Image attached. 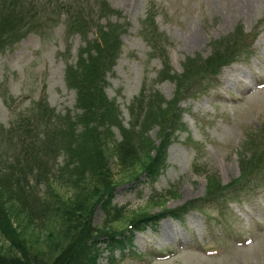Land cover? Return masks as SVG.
Segmentation results:
<instances>
[{
  "label": "rangeland",
  "instance_id": "obj_1",
  "mask_svg": "<svg viewBox=\"0 0 264 264\" xmlns=\"http://www.w3.org/2000/svg\"><path fill=\"white\" fill-rule=\"evenodd\" d=\"M1 2L0 17L7 27L4 36L0 34V183L3 179L17 181L20 187L26 183L36 194L35 201L47 187L62 204L73 201L66 178L58 176L63 156L55 151L60 143L57 138L45 139L43 129L50 132L45 121L31 122L39 102L44 101L53 115L74 107V92L65 88L63 68L75 62L78 19L88 25L89 39L95 38L97 27L121 28V46L117 58L108 63L110 68L105 64L102 90L116 102L124 122L130 103L140 102L142 117L148 109H164L175 98L170 78L182 75L185 65L193 66L182 85L187 86L188 97L175 106L173 118L179 121L164 148L165 168L156 182L148 185L137 170L135 179L126 176L109 157L107 165L117 184L111 205L120 209L111 230L121 229L144 210L149 216L158 214L163 201L169 210L188 202L197 207L181 221L164 218L153 227L133 231L128 236L130 249L123 254L116 249L109 253L100 241L94 264H264V0H244L249 6L244 12L233 0ZM97 2L106 5L109 15L98 13ZM85 12L87 17L77 18ZM165 66L166 74H159ZM205 72L213 73L205 74L209 78L200 85ZM145 131L141 138L140 132L133 136L140 143L138 153L146 144L161 143L156 126ZM113 133L117 141L118 134ZM41 148L55 151L40 158L35 152ZM249 162L244 185L203 203L208 179L226 187ZM39 165L47 170L43 180L35 181L32 173ZM26 202L30 206L21 211L36 207L38 213L30 198ZM94 210L91 224L99 227L102 210ZM37 219L33 227L23 225L18 232L23 246L41 247L35 253L30 250L31 256L40 258L41 252L46 255L57 248V229L54 222ZM8 248L0 236V253H10ZM127 251L140 254L142 263L130 254L124 256ZM13 254L18 257L15 250Z\"/></svg>",
  "mask_w": 264,
  "mask_h": 264
},
{
  "label": "trees",
  "instance_id": "obj_2",
  "mask_svg": "<svg viewBox=\"0 0 264 264\" xmlns=\"http://www.w3.org/2000/svg\"><path fill=\"white\" fill-rule=\"evenodd\" d=\"M0 3H2L1 0ZM94 4L97 6L98 13L109 15L106 5L101 2ZM2 8L3 6L0 7ZM79 17H87L86 12L79 14L77 18ZM78 21L75 33L79 37V46L74 55L75 62L73 65L64 64L63 68L65 88L74 92V107L72 111L53 115L52 111L47 109L46 103L41 100L42 103L39 102L36 105V119L31 122V125H34L42 120L45 121L50 128L47 134L44 133V129L42 131L43 136H46L45 139L49 141L57 138L60 143L56 151L55 148L50 151L41 148L35 154L41 158L45 153L62 152L63 163L58 167V176L66 178V182L72 189L70 197L73 201L62 204L59 195L48 187L41 198L35 201L36 194L26 186V183L20 187L17 181L3 179L0 183V236L8 242L10 253H0V264H94L98 254L97 243L100 241L105 244L109 253H113L112 251L116 249L123 254L124 249H130L128 236L133 231L142 230L145 226L153 227L164 218L181 221L186 212L197 207L196 203L188 202L169 210L165 208V201H163L158 214L149 216V211L144 210L132 216L121 229L111 230L110 224L120 217V209L111 205L117 184L111 178L113 176L107 165L108 159L112 155L122 173L128 177L135 179L136 174L133 172L137 170L145 176L148 185L152 186L156 182L165 168L164 148L170 142L169 136L173 126L179 121L178 118L174 119L175 106L177 101L188 97V88L184 85V89L182 85L188 80V74L192 72L193 65L190 63L185 65L182 75L170 78L175 86V98L169 104L165 103L164 109H148L142 117L140 111L143 107H140V102L130 103V106L126 107L129 117L127 122H124L116 102L107 99L102 90L103 76L107 70L105 64L117 58L115 54L121 46L119 37L123 30L117 27H97L94 30L95 38L89 39L88 25L80 19ZM5 22L6 20L0 17V34L7 27ZM58 55L59 53L56 57ZM108 65L110 68L111 64ZM164 68L166 66L159 74H166ZM212 73H203L200 77V85L209 78L205 74L211 77ZM164 76V79L168 80V76ZM159 104L162 105V101ZM34 115L33 118H35ZM149 126H156L161 132V143L158 147H154L153 143L146 144V150L138 153L136 150L139 149L140 143L139 145L135 143L133 136L140 132L139 138H141L142 134H146L145 130ZM33 129L37 133L38 128L33 126ZM113 132L118 134L117 141L113 139ZM109 145L112 149L106 147ZM54 156L55 154L52 155ZM250 164L249 162L245 165L238 179L226 187H220L219 182L214 178L208 179L203 203L215 202L219 198H224L228 191L232 192L244 185L249 176L247 174L251 168ZM35 169L36 171L33 170L32 173L33 180H43L42 176L47 169L43 166ZM12 182L16 184L13 187L10 185ZM27 198L37 205L38 213L35 210L36 207L30 212L21 211L24 206H30L26 202ZM12 200L14 203H11ZM13 206L14 210L11 209ZM97 207L102 210L103 216V222L99 227L91 224L94 209ZM36 219L54 222V228L57 229L54 239L57 248L46 255L41 252L40 258L31 256L30 250L35 253L41 247L35 245L33 250L29 246H23L18 232L19 227L23 225L33 227ZM13 250L18 257L13 254ZM127 252L128 254L124 256L130 254L131 259L142 261L140 254Z\"/></svg>",
  "mask_w": 264,
  "mask_h": 264
},
{
  "label": "bare ground",
  "instance_id": "obj_3",
  "mask_svg": "<svg viewBox=\"0 0 264 264\" xmlns=\"http://www.w3.org/2000/svg\"><path fill=\"white\" fill-rule=\"evenodd\" d=\"M233 4L234 7H237V9L241 10V12L248 10L249 7L247 4H244V0H233Z\"/></svg>",
  "mask_w": 264,
  "mask_h": 264
}]
</instances>
